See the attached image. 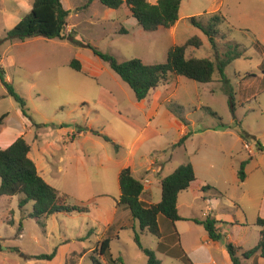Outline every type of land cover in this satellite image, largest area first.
Returning a JSON list of instances; mask_svg holds the SVG:
<instances>
[{
    "label": "rangeland",
    "instance_id": "1",
    "mask_svg": "<svg viewBox=\"0 0 264 264\" xmlns=\"http://www.w3.org/2000/svg\"><path fill=\"white\" fill-rule=\"evenodd\" d=\"M33 1L0 0V67L16 91L26 98L27 114L36 124L34 134L39 135L42 144L47 140L55 142L60 135L65 140L67 125L85 127L86 137L65 145L68 156L60 171L53 169V181L69 195L71 206L90 210L61 212L39 223L29 217L33 202L20 207L22 195L13 199L0 196V264H47L32 255L51 253L66 239H70L67 264H96L93 258H99L97 242L104 230V210L109 200L120 197L118 167L132 148L137 130L149 127L145 145L151 151L167 148V143L179 135L169 121L150 125L136 106L139 101L130 86L94 54L88 43L115 55L119 61L140 58L149 64L165 62L170 48L193 37L200 38L202 45L189 46L187 54L210 58L217 64L236 45L239 51H246L227 66V83L217 69L211 83L175 76L170 84L160 87L168 91L165 96L170 98L165 107L185 117L195 137L186 151L173 154V148H169L159 158L172 157L166 172L187 161L189 155L198 161L201 179L223 194L214 214L243 224L226 226L221 242L231 241L246 250L254 248L260 227L256 225L258 211L250 204L256 195L264 196V0H182L181 23L157 31H145L137 21L132 24L127 20L132 14L126 4L113 9L100 0L91 4L90 0H62L71 10L68 23L75 30L65 39L35 36L26 41H5L7 32L31 12ZM215 13L226 21L219 24L217 46L213 47L208 36L189 18L196 17L206 27ZM126 29L128 33H124ZM86 57L94 61L92 67L99 75L93 76ZM74 58L85 65L82 72L69 66L68 61ZM80 94L87 102L69 105L73 97L81 98ZM112 94L119 107L113 104ZM159 95L156 89L149 98L152 101ZM18 110L20 104L9 95L0 78V117L8 114L10 123L19 124ZM58 122L63 123L64 130ZM247 144L250 150H246ZM244 158L248 161L246 185L235 181ZM213 162L222 177L211 168ZM243 190L250 192L251 199L246 198L241 207ZM133 232H123L121 241L113 242L111 252L125 264H142L139 256L146 254L134 241ZM149 238L144 239V244L150 248L157 239L154 235ZM215 255L219 264H229L221 252L215 251ZM173 257L164 256V264H189L181 244Z\"/></svg>",
    "mask_w": 264,
    "mask_h": 264
},
{
    "label": "trees",
    "instance_id": "2",
    "mask_svg": "<svg viewBox=\"0 0 264 264\" xmlns=\"http://www.w3.org/2000/svg\"><path fill=\"white\" fill-rule=\"evenodd\" d=\"M93 1L90 0L89 3ZM100 1L105 6L113 9H118L124 4L128 5L132 16L145 31H157L161 27H173L179 21L182 4V0H158L156 4H152L148 0ZM70 13V9L64 6L62 0H34L31 12L22 18L12 30L7 32L4 40L26 41L35 36H41L45 39H65L66 36L63 35V31L68 25ZM225 19L221 14L215 13L206 27L197 21L196 17H191L189 20L193 25L199 27L208 36L212 46L216 47V36L219 33L218 26L226 21ZM128 32L126 29L124 33ZM86 45L93 50L96 56L108 63L110 68L130 86L138 101L149 98L153 91L163 85L170 84L175 76H184L200 83H211L214 81V74L218 69L221 80L227 83L229 82L226 75L227 66L246 53L245 50L239 51V47L236 45L226 53V59H221L218 64L210 58L189 56L187 54L189 46L200 47L202 45L200 38L193 37L183 45H175L170 48L165 62L149 64L140 58L119 61L111 53L103 52L89 43ZM69 65L76 71L82 72L83 66L78 59H72ZM0 68V78L9 95L20 104L24 115L29 116L26 110V98L16 91L12 82L7 79L4 69ZM231 101H233V95H231ZM175 115L186 126L189 125L185 117L179 116L177 113ZM7 116L8 114H4L0 117V127ZM191 136L192 131L189 130L180 139L178 145L184 144ZM105 138L110 140L107 136ZM261 150L264 149L261 147ZM30 151L31 146L24 137H19L7 148H0V196L13 198L22 195L23 197L19 202L20 207L33 202V210L29 213V217L39 223L61 212H88L89 207L71 206L69 195L49 184L40 175L36 163L29 156ZM247 163L246 160L240 165L239 178L241 181L246 179L245 168ZM196 179L195 167L191 162L180 165L172 174L162 180L161 201L147 204L141 199L145 189L143 182L133 175L130 167L121 170L119 175L121 196L118 205L127 209L133 218L139 222L140 229L134 230V241L146 254V264H161V260L153 249L144 247L141 240L142 232L147 230L152 235L160 238L162 236L159 225L160 215L165 216L172 222L184 220L185 218L178 211V197L180 192L187 190ZM208 187L205 186L204 188ZM194 221L203 225L211 240L220 242L224 239L219 224L226 222L217 220L212 215H208L203 220L194 219ZM256 224L261 227V232L260 240L254 248L242 251V248L233 242L225 243L233 264H244V260H249L256 254L264 258V218L259 217ZM111 234L109 231L102 240L97 242L100 249L99 258H93L96 264H125L121 257H114L111 252L113 241ZM56 254L57 248L51 253L33 257L40 260H53ZM185 256L187 255L185 254ZM188 261L189 264H192L189 259Z\"/></svg>",
    "mask_w": 264,
    "mask_h": 264
},
{
    "label": "crops",
    "instance_id": "3",
    "mask_svg": "<svg viewBox=\"0 0 264 264\" xmlns=\"http://www.w3.org/2000/svg\"><path fill=\"white\" fill-rule=\"evenodd\" d=\"M157 2L158 0L151 1L152 4H156ZM129 11L130 12L128 13L132 14L130 8H129ZM131 17L132 16H127V20L129 19V21H131L132 24H135L137 20H135V18L131 19ZM180 23H181V18L179 17V21L175 25H179ZM71 28L72 26H70L68 23V25L63 31V35L67 37L70 33L75 31ZM87 60L88 62H86V66L93 69V72H92L93 76L99 75V72L95 71V69L92 67V64H94V61L86 57V61ZM71 61L72 59L68 61V64H70ZM82 66L83 68L85 67L84 64H82ZM7 79L9 80L8 77ZM161 88L159 87L157 89L158 93L160 94L158 98H154L152 101L150 100V98H147L145 100L137 102L136 106L138 107L140 111L144 112L151 126L156 121L159 125H162V122L164 121L165 123L169 121L170 126L177 127L179 131L178 137L174 138L172 142H168L167 145L169 146H167V148L151 151L150 149L148 150L145 145L147 143V140L149 139L147 136H148V132L150 131L149 129H146V128H149V127L148 126H145V128L141 127L140 129L137 130L135 134V137L132 143L133 144L132 148H130V150L128 151L125 161L118 167L119 175L123 168L130 167L133 172V175L137 179L143 182L145 189H144L143 194L141 195V199L147 204H154V203H158L161 201L162 199V180L168 175L172 174L180 166V165L174 166V168L171 171L166 172L168 161H170L172 157L169 156L170 158L162 159V158H159L160 153L166 152V149H169V148H173L172 149L173 154L178 153V151H181V150L186 151V149H188V143L195 137V134H193L192 132V136L184 144L178 145V142L180 141V139L190 129H189V126H186L180 120V118L177 117L175 113H173V111L165 107V102L169 100L170 98L165 96L168 91L167 90L166 92L162 91L160 90ZM68 89L71 91V89L73 88L70 87ZM80 95H81V98H78V96L73 97L71 100L73 101V103H70L69 105L78 106L80 104L79 102H87L86 101L87 99L83 97V94H80ZM114 97L115 96L112 94L113 101H115V103L113 102V104H115L116 107L117 106L119 107V104H118L119 102ZM74 101H78V102L74 103ZM73 109L75 110L76 107H73ZM18 113L20 115L19 124L10 123L9 117L7 116L4 120L3 125L0 127V148H7L12 143H14L19 137H24L31 146V151L29 153V156L36 163L40 175L49 184H51L52 186H54L55 188L61 191L60 187L58 185H55V181H53L56 176V173L55 171H53V169L58 168V171L62 169L61 164L65 162L68 156L66 155V151L68 149L65 145L68 143V141L72 142V141H75L76 138L80 139L82 137H86L87 131L85 127L79 124H77V126L75 127H71L67 125V127L64 130L63 123L58 122L57 124L60 125L61 130L68 131L67 138L64 140V136L62 137V135H60L59 137H57L58 139L57 141L54 142V140H47L44 144H42L41 138L39 137V135L34 134L36 124L33 121L32 117L24 115L22 109L18 110ZM44 128H47V127H44ZM28 138H32V139H28ZM245 147H246V150L247 149L250 150V147L248 144L245 145ZM249 154L251 157H254V154L252 153H249ZM244 161H246L245 158L243 159L242 162ZM188 162H191L194 165L197 179L196 181L192 183V185L187 190L180 192L179 197H178V211H179V214L185 219L179 220L176 222L171 221V224H170L169 222H167L166 220L167 218L165 216L160 215L159 225L161 228L162 236L160 238L154 236L156 237L157 240H155L154 243L152 242V244L154 245L151 246L150 248L156 252L158 258L161 260V264H164V259H163L164 256L175 258L173 257L172 254L175 255L176 252L178 251V244H181L185 254L187 255V258L191 261L192 264H219L216 258V255H215V251L221 252V254L225 256L228 263L233 264L231 261L230 255L226 249V244L222 243L221 241L215 242L211 240L208 232L205 230L203 225L196 223L194 219L203 220L208 215H212L217 220L226 222V223L219 224V227L221 228V231L223 234H224V228L226 226L232 225L234 227V225H238L242 227L243 224H239L238 222L232 221V220H226L224 216L214 214L215 206H218V207L220 206L221 200L219 197L223 196V194L218 190L216 186L211 185L212 183L209 184L207 181L201 179V177L199 176V171H198V166H199L198 161H196L193 157L189 155L187 161H185L182 164H185ZM211 166L210 167L214 169L215 173L219 177H222L220 172L218 171L219 168L217 164L213 162L211 163ZM260 168H263L262 164L260 165ZM235 181H240L242 185L248 184L249 178L247 177V173H246L245 181H241L239 178V172H238V175L235 178ZM205 186H209V187L205 189L204 188ZM212 191H215V194L212 193L211 195ZM249 193L250 192L243 190V193L240 196V201L242 202L241 207L243 205V202H245L246 198L251 199L249 197ZM120 196H121V193H120ZM118 200L119 199L115 198L113 200H109L111 202H108L106 204L108 208L104 210L107 212V214L106 215L104 214L103 216L104 217V222H103L104 230L101 235V238L98 240V241L102 240L107 235V233L110 231L112 233L111 236L113 238L112 239L113 241L111 243V249H112V244L115 240L121 241V235L123 232L128 231V229H131L132 231H134L135 229H138V230L140 229L138 220H135L132 214L127 209L119 206ZM251 200L253 202L250 205L255 210L258 211L257 219L259 217L264 218V196L263 197L261 196L259 198L256 195ZM241 207L239 205V208ZM44 220H47V219H44ZM93 230L94 228L91 229L92 232ZM260 232H261V227H260ZM151 235L152 234L149 233L147 230L142 232L141 240H142L144 247L149 248L148 246L144 244V239H150L149 237H151ZM259 240L260 238L258 239V242ZM69 243H70V239H66L64 243H61L60 246L57 248V254L55 258L53 260H45V261H48L47 264H67L66 260H67V256L70 251L69 245H68ZM236 245L241 247L242 251L246 250L244 249L242 245H239V244H236ZM203 252H205V254ZM37 255H40V253L32 255V256H37ZM139 258L142 264L147 263V256H144V257L139 256ZM247 261H250V264H264V258L261 257L259 254H256L253 258L249 260H244L243 263L246 264L248 263Z\"/></svg>",
    "mask_w": 264,
    "mask_h": 264
}]
</instances>
